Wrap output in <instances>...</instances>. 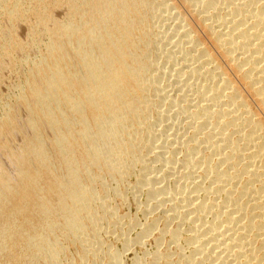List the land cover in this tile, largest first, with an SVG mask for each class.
<instances>
[{"label":"bare ground","instance_id":"bare-ground-1","mask_svg":"<svg viewBox=\"0 0 264 264\" xmlns=\"http://www.w3.org/2000/svg\"><path fill=\"white\" fill-rule=\"evenodd\" d=\"M29 1L0 0V264H264V0Z\"/></svg>","mask_w":264,"mask_h":264},{"label":"rangeland","instance_id":"rangeland-1","mask_svg":"<svg viewBox=\"0 0 264 264\" xmlns=\"http://www.w3.org/2000/svg\"><path fill=\"white\" fill-rule=\"evenodd\" d=\"M24 1H27L28 2V4H30L31 2L29 1V0H24ZM28 4H26V5H28ZM55 11V10H54ZM56 12H59V11H55L54 12V14L57 16V13ZM61 14V11L58 13V19H64L65 18V15H64V13L62 12V15H63V17L64 18H62V15H60ZM3 16L1 15L0 16V18H1V20L3 19L2 18ZM1 20H0V24L3 22V20H2V22H1ZM30 21V23L29 24H27L26 23V25H29V26H27V28L25 27V24H24V26L23 27H21L20 25H21V23H19L18 25L20 26H18L19 27V29H18V27L17 26H15V30L17 29V31H16V33L19 35V36H17V34H16V37L19 39V40H17V43H20V42H24V41H27L26 40V38L28 39V41H29V35H30V33H31V31L29 30V28H30V24H33L32 22L33 21H31V20H29ZM17 27V28H16ZM24 27H25V29H24ZM24 29V30H22V29ZM20 30V31H19ZM27 31H28V33H27ZM27 33V34H26ZM29 34V35H28ZM24 43H27V42H24ZM18 57H20V58H22L21 57V55H16V58L17 59H19ZM6 70H7V72H6ZM19 72V71H18ZM18 72H14V71H12V70H9V68H7V69H5V70H3V71H0V76L1 77H3V80H2V82H4V86L2 85V82L0 83V97H6V98H8V99H10L11 100V97H12V95H13V93H11V92H13L12 90H13V88L15 87V86H17L19 83H21V79H22V76H21V74H20V72L18 73ZM4 73V74H3ZM11 73V74H10ZM12 73H13V76H16L17 78H21L20 80L19 79H15V77H13L12 76ZM9 75V76H8ZM4 76H6V78H4ZM19 76V77H18ZM12 77H13V79H12ZM9 78V79H8ZM10 78L12 79V80H10ZM6 81H5V80ZM14 79H15V82H13L14 81ZM8 82V84H6ZM5 84L7 85V86H5ZM13 84H15L14 86H13ZM6 90H8V91H6ZM8 92H10V93H8ZM8 95H10V96H8ZM7 99V100H8ZM20 142V144H21V140H19V138L16 140V142ZM1 155H3V154H0V156ZM2 157H0V162L1 163H3V165H7V163H6V161H2L3 159H5V157H3L2 159H1ZM9 164V163H8ZM10 165V164H9ZM9 165H7L6 167L8 168L7 170L9 171V167H10V169H11V171H13L12 169V167L11 166H9ZM10 171V172H11ZM134 177H132L131 179H130V182H129V185L131 186V182L133 181V183L135 182L134 181ZM131 183V184H130ZM128 184H127V187H130ZM131 193H130V192ZM129 191H127V198H129L126 202H128V203H125V201H124V203L123 204H119V208H118V210H119V212H118V215H127V216H130V217H132V216H135V217H139V220H141V221H144V216H143V214H142V212L139 210V207H138V205L137 204H135L136 202H143L144 200V196L142 197V196H140V199H139V197L137 198V196L134 194V192H133V190H129ZM134 194V196H132ZM129 195V196H128ZM134 197H136V198H134ZM135 199V200H134ZM127 204V205H126ZM124 206V205H126L125 207H122V206ZM117 210V211H118ZM126 212V213H125ZM138 212V213H137ZM137 215V216H136ZM108 228H107V227ZM105 227L107 228V230H106V228L104 229V233H103V235H102V237H104V241H106V243H108V244H120V242H116V241H114L115 240V236L116 235H112L111 233H108L109 231H110V229H112L111 227H109L108 225H106ZM110 228V229H109ZM109 230V231H108ZM107 232V235H109L108 236V238L106 237L107 235L105 234L106 232ZM108 239H110L111 240V242H110V240H108ZM153 238L151 237V239L149 238L148 239V243H147V246H146V248L148 249V251H153L154 249H155V244H154V242H153V240H152ZM110 244V245H111ZM154 246V247H153ZM150 248V249H149ZM129 257V256H128ZM131 257H129V259H130Z\"/></svg>","mask_w":264,"mask_h":264}]
</instances>
